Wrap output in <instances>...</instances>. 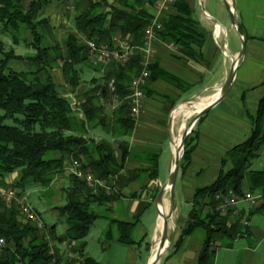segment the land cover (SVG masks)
I'll list each match as a JSON object with an SVG mask.
<instances>
[{
	"label": "trees",
	"instance_id": "obj_1",
	"mask_svg": "<svg viewBox=\"0 0 264 264\" xmlns=\"http://www.w3.org/2000/svg\"><path fill=\"white\" fill-rule=\"evenodd\" d=\"M52 1L0 0V194L3 189H15L21 198L29 187L50 192L55 180L64 179L67 183L62 193L66 203L57 209L67 228L63 236L56 235L55 226L43 233L33 223L22 220L17 203L9 205L0 196V239L5 240L0 246V264H49L53 259L56 264H98L84 255L85 239L99 217L93 207L110 200L114 193L93 194L83 180L67 172V166L79 161L86 172L115 187L112 181L124 169L128 155V143L122 139L130 137L135 126L127 100L120 109L111 112L98 104V96L108 98L106 85L115 79L117 95L124 99L132 77L142 70L141 53L136 51L126 64L111 63L104 77L91 80L89 88L77 91L75 97L81 102L79 110L83 115L80 117L49 69L52 62L63 59V72L75 90L80 83V65L88 64V50L77 34H69L64 41L66 56L58 44H44L41 29L49 24L42 11ZM74 6V27L84 39L112 46V39L117 36L134 46H143L145 29L152 18V11L143 0H75ZM190 6L189 0H177L158 39L173 42L183 54L193 57L200 54L192 47L200 46L205 35ZM22 29L30 34L31 41L26 45L34 54L28 60L37 68L19 72L9 62L20 60L21 56L13 46H8L6 39L18 44L17 33ZM149 71L151 81L161 79L183 91L191 87L159 68L156 61L149 64ZM249 118L253 125L251 135L227 152L221 160L220 176L209 186L195 191L188 224L175 245L180 246L184 236L201 230L204 244L197 264H214L217 242L228 248L236 239L248 235L240 222L227 226L226 218L214 211L216 195L227 194L229 190L241 194L244 185L252 192H264V169H251V160L260 156L264 146V97L256 115ZM7 120L12 123L7 124ZM96 128L102 129L110 140L96 141L90 137L89 130ZM195 132L194 129L185 141L180 169L190 157ZM111 139L118 141L120 158L115 156ZM14 174L16 177L8 182L7 178ZM155 177L157 165L151 174V178ZM119 226L124 230L119 241L133 244L130 232L134 225L120 222ZM45 235L50 242L45 240ZM58 245L64 252L60 253ZM69 245L72 247L68 248ZM51 248L54 256L49 254Z\"/></svg>",
	"mask_w": 264,
	"mask_h": 264
},
{
	"label": "crops",
	"instance_id": "obj_2",
	"mask_svg": "<svg viewBox=\"0 0 264 264\" xmlns=\"http://www.w3.org/2000/svg\"><path fill=\"white\" fill-rule=\"evenodd\" d=\"M74 1L55 0V23L61 18L65 19L66 8L76 9ZM230 1L246 40V52L239 61L229 93L198 119L192 140V152L178 174L175 201L171 200L169 193L165 195L164 206L167 207V212L174 206L172 217L169 219L170 228L174 230L173 237L169 239L173 249L161 258L158 264L198 263L204 237L196 239L194 234L200 231L203 235L201 230L184 236L182 244L175 246L188 224L189 214L176 219L178 207L184 204L191 210L195 191L209 186L220 176L221 160L227 152L251 135L253 125L249 117L256 115L259 103L264 97V0ZM189 3L194 11L193 3L190 0ZM115 5L121 7L117 3ZM205 19L196 18L205 35L200 46L192 47L200 54L199 56L189 57L178 50L179 48L170 49L166 46V42L159 39L152 45L159 68L177 76L191 87L183 91L161 79L154 81L147 79L143 87L145 101L139 121L135 124L131 136L122 139L128 143V155L123 164L124 169L112 181L115 192L110 200L93 207L99 217L91 227L89 235L97 227V221L100 219L104 224L97 235L100 236L99 238L107 237L109 242L106 243L102 256L97 257L85 251L87 246L85 240L83 253L98 264H147L150 260L151 248L160 234L157 195L173 167L172 109L204 90L218 88V92L231 69V55L236 56L239 53L238 49L234 52L230 51L226 42L228 32L232 28L235 30L233 25L223 24L218 28L215 23ZM70 27L68 35L77 34L79 38L80 35L74 26L70 25ZM227 62L229 64H226ZM89 136L96 141L110 140L100 128L89 130ZM111 140L116 150L115 156L120 158L122 151L118 148V141ZM263 151L264 146L261 148L260 156ZM166 152L170 155V159L163 173L161 160ZM260 156L251 160V163L253 164ZM155 165H157V177L153 179L151 174ZM15 177V174L11 175L7 181H12ZM66 183L64 179H57L53 183L57 200H61ZM156 189H159L158 193L155 192ZM247 190V186L244 185L243 192ZM209 210L210 208H207L206 212ZM55 214L59 217L58 209ZM223 216L226 218L227 226L237 221L242 224V220L246 219L248 225L242 224V227L247 228L248 235L236 239L228 248L219 246L221 242H217L214 264H222L221 262L264 264V199L254 207L247 202H240L234 211ZM151 219L152 221H149ZM60 220L66 231L67 225L64 219L60 218ZM120 222L134 225L130 232L133 244L119 241L124 232L119 226ZM149 223L151 228L148 226ZM57 248L60 253L64 252V248L60 245Z\"/></svg>",
	"mask_w": 264,
	"mask_h": 264
},
{
	"label": "rangeland",
	"instance_id": "obj_3",
	"mask_svg": "<svg viewBox=\"0 0 264 264\" xmlns=\"http://www.w3.org/2000/svg\"><path fill=\"white\" fill-rule=\"evenodd\" d=\"M193 3V17L194 18H206L203 14V8L205 11H207L212 17L213 20L208 19L209 21L213 22L216 20L221 23V25L225 24L227 26H230V18L228 15V12L223 6L224 4L222 3L221 0H190ZM229 3H231L230 0H228ZM69 5V4H68ZM203 5V6H202ZM148 9L151 10V8L147 7ZM66 10V11H65ZM65 19L61 18V20L58 23H55V0H53L50 4L44 7L42 11V16L47 19V22L49 24V27L42 28L41 32L45 36L44 37V44L46 46H52L55 44H58L60 47H62V53L64 54L66 52V49L63 48V43L67 38L68 35V30L71 28V26H74L73 23V17H74V11L76 9H70V7L65 9ZM60 18V17H59ZM206 20V19H205ZM75 28V27H74ZM56 32V36H55ZM17 38L19 39L18 44H14L11 40V38H7L6 42L9 47L13 46L15 49V53L21 56L20 60H11L9 62V66L14 69L15 71H30L34 70L37 68L36 65L32 64L28 60V57L34 54V51L32 48L28 47L26 44H28L31 41V37L28 31L26 29H22L21 32L17 33ZM79 39L83 41L84 43V38L83 36L80 35ZM115 39H117V36L112 39V45H116L114 42ZM226 42L228 45L229 50L234 52L235 50L238 49V52H241L242 50V40L240 39L238 33L236 30L233 28L231 31L228 32ZM167 43V42H166ZM173 43V42H170ZM85 44V43H84ZM167 47L168 44H166ZM178 48V47H177ZM226 53V48L224 49ZM66 54V53H65ZM64 54V55H65ZM66 56V55H65ZM154 59L153 62H155V56H153ZM63 59L58 60L56 62H52L51 68L49 69L54 81L60 85V90L62 93H64L66 96L70 97L71 95L76 96V93H80L81 90H84V88H89L91 86V83L93 79H101L102 76L106 75L107 70L109 69L111 63L109 65L104 64H97L93 65L91 60L88 57L87 63H82L80 65V83L78 87L74 90L72 87L69 86V78L68 76L63 72ZM226 64H229L227 62ZM90 65V67H88ZM123 65V64H122ZM91 67L96 68V70H99L100 72L98 73L96 70H92ZM218 88L214 89H208L204 90L202 93H198L192 98L188 99L185 102H181L177 105V107L172 109V144H173V139L175 136L179 135V133L182 131V135L186 128L188 127V124L190 123L191 119L195 116V114L188 115V111L193 110V104L199 102L202 98H210L212 95H215L217 93ZM75 92H74V91ZM220 90V89H219ZM185 104L186 108L185 109H178L181 105ZM177 115V116H176ZM132 118V117H131ZM133 119V118H132ZM134 120V119H133ZM139 121L138 119L134 120V123L137 124ZM7 124H11V120L6 121ZM197 124V123H196ZM185 125L186 128H182V126ZM196 126V125H195ZM195 129V127H194ZM191 135V134H190ZM189 135V136H190ZM184 153V152H183ZM170 159V155L168 152L165 153V155L162 157L161 163H162V169L163 173H165L168 165V161ZM173 163H174V157H173ZM181 163V162H180ZM251 169L253 170H263L264 169V151L262 152L260 158L256 160L252 166ZM55 183V182H54ZM53 186V185H52ZM51 186L50 192L45 191L41 188L37 187H29L25 193L22 194L21 198H25L27 203L33 207L35 212L39 217H41L42 222L45 224V228L49 229L51 227L56 228V233L57 235L61 236L65 232L64 225L60 218L55 214V211L59 207H63L66 203L65 197L63 193L61 194V200H57V194L55 189ZM8 188L5 190L3 189L2 191H6ZM19 192V191H18ZM18 195V193H17ZM178 199V197H177ZM180 199V198H179ZM16 203L15 200H13L11 203L7 204H14ZM153 212V211H152ZM190 212V209H188L187 206L184 204H180L177 210V213L175 215V218H181V217H186L187 214ZM39 213V214H38ZM22 218V217H21ZM175 219V222H176ZM23 220V219H22ZM149 221H152L149 220ZM102 224L104 222L102 220L97 221V227L92 230V233H90L89 236L85 239L87 241V246L86 250L88 252H91L97 257H101L103 254V251L106 248V243L108 244L109 239L107 237H102L99 238L100 236L97 235V232L100 228H102ZM148 226L151 228V224L149 223ZM46 229V230H47ZM174 230L170 228L169 231V239L173 237ZM160 236V234H159ZM201 236V237H200ZM204 237V234L201 235L200 231L195 232L194 238L202 239ZM173 249L172 243L169 240V247L167 248L166 252L162 255V258L165 257L171 250ZM151 253H152V248H151ZM107 256V255H106ZM222 264L224 262H221ZM158 264V263H157Z\"/></svg>",
	"mask_w": 264,
	"mask_h": 264
},
{
	"label": "built area",
	"instance_id": "obj_4",
	"mask_svg": "<svg viewBox=\"0 0 264 264\" xmlns=\"http://www.w3.org/2000/svg\"><path fill=\"white\" fill-rule=\"evenodd\" d=\"M146 7L151 8L152 18L145 29V41L143 46H134L127 39H115L116 45L98 44L92 39H84V43L88 50V57L93 65L110 63L126 64L131 56L139 51L141 53V66L142 70L139 74L132 77L127 91L128 95L124 99H120L117 95V86L115 79H111L106 87L108 89L109 97L103 95L98 96V104L105 107L108 111H115L120 109V106L124 101H128L130 106V117L134 120L140 118L141 110L145 101V94L143 87L145 86L147 79L150 76L149 64L154 59V51L152 48L153 43L158 39V33L162 31L164 21L168 20L174 12V6L177 0H143ZM170 49H177V45L174 43H166ZM80 101L76 97V111H79V116L82 117V112L79 110ZM79 179L83 180L87 186L91 189L93 194L103 192L106 196H111L115 192V187L111 185L107 180L96 178L91 172H86L81 163L78 161ZM67 172L70 173V164L67 166ZM0 196L11 203L13 200L19 206L20 215L25 222L33 223L41 232H46V226L42 222L41 218L37 215L31 205H29L26 199L18 198L17 191L15 189H8L2 191ZM264 199V192H252L247 190L241 194H237L232 190H229L227 194L219 193L215 197L216 205L214 211L226 215L236 209V206L240 202H247L250 206H257ZM243 225H248V221L243 219L241 222ZM45 240L50 242L48 235H45ZM5 244L3 238L0 239V246ZM71 248L72 245L67 246ZM50 256H54V250L51 248L49 252ZM49 264H56L53 259Z\"/></svg>",
	"mask_w": 264,
	"mask_h": 264
},
{
	"label": "water",
	"instance_id": "obj_5",
	"mask_svg": "<svg viewBox=\"0 0 264 264\" xmlns=\"http://www.w3.org/2000/svg\"><path fill=\"white\" fill-rule=\"evenodd\" d=\"M222 3L225 6L231 24L235 28L236 32L238 33L239 37L242 40V50L239 52L236 56L231 55L232 59V66L231 69L228 73V76L223 84V86L219 90L218 96L210 102L207 106H205L203 109H201L199 112L195 114V116L191 119L190 123L188 124V127L184 131L181 139V144L179 148L174 151V163L173 167L171 169V172L166 180V182L161 186L160 191L157 195V209L159 216L162 218V230L160 231V238H159V245H158V254L153 260H149L147 264H157L161 258L162 255L166 252L167 248L169 247V219H171L173 211H174V206L169 210V212L165 213L162 211L160 208L163 207L164 205V198L167 193H169L170 198L172 201H175V186L178 178V174L180 171L181 163L182 162V157H183V152H184V147H185V141L189 137L190 134H192L194 127L196 123L198 122V119H200L203 115H205L210 109H212L216 104H218L221 100H223L226 95L229 93V90L231 89L233 80H234V75L236 74L239 61L242 59V57L245 55L246 52V40L243 36L242 28L239 23V21L236 18V15L234 13V9L229 3L228 0H221ZM203 6V5H202ZM203 14L207 19L213 20V17L207 13V11L204 10L203 8ZM215 25L218 28H221V23L218 21H214ZM153 249V246H152Z\"/></svg>",
	"mask_w": 264,
	"mask_h": 264
},
{
	"label": "bare ground",
	"instance_id": "obj_6",
	"mask_svg": "<svg viewBox=\"0 0 264 264\" xmlns=\"http://www.w3.org/2000/svg\"><path fill=\"white\" fill-rule=\"evenodd\" d=\"M219 94V91L215 94V95H212V97L210 98H202L199 102L197 103H194L192 106H193V110L192 111H188V115H192V114H195L197 112H199L201 109H203L205 106H207L214 98H216ZM71 100H72V107L75 108L76 110V97L74 95H71L70 96ZM186 108V105L183 104L181 105L178 109H185ZM177 116V115H176ZM185 125L182 126V128L185 129ZM182 131L179 133V135L175 136L174 139H173V150L176 151L180 144H181V139H182ZM78 161H73L71 164H70V174H73L74 176L78 177L79 178V169H78ZM168 203V202H167ZM162 211H164L165 213H167V207H165L163 205V207L160 208ZM158 227H159V231L162 230V218L160 217L159 218V221H158ZM159 235L156 237L155 239V243H154V246H153V249H152V254H151V257H150V260H153L156 255L158 254V245H159Z\"/></svg>",
	"mask_w": 264,
	"mask_h": 264
}]
</instances>
